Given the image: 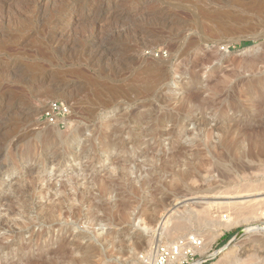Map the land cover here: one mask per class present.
Masks as SVG:
<instances>
[{"label": "rangeland", "instance_id": "obj_1", "mask_svg": "<svg viewBox=\"0 0 264 264\" xmlns=\"http://www.w3.org/2000/svg\"><path fill=\"white\" fill-rule=\"evenodd\" d=\"M157 1L67 0L54 15L52 0H0V264H143L192 234L221 250L203 264H264V202L215 204L264 196V0ZM152 62L166 75L144 95ZM51 100L64 127L41 117ZM170 212L186 227L143 229Z\"/></svg>", "mask_w": 264, "mask_h": 264}, {"label": "bare ground", "instance_id": "obj_2", "mask_svg": "<svg viewBox=\"0 0 264 264\" xmlns=\"http://www.w3.org/2000/svg\"><path fill=\"white\" fill-rule=\"evenodd\" d=\"M8 1H12V0H7V2ZM53 2H52V12H53V14L55 15L58 11H59V9H60V7H63V6H65L66 5V1L67 0H52ZM125 1H128V0H125ZM160 0H158L157 2H159ZM51 3V2H50ZM49 3V4H50ZM99 5V4H98ZM69 7V6H68ZM73 7V6H72ZM70 8V7H69ZM164 8V7H163ZM163 8H157V9H155L154 10V12H153V14L155 15L154 16V22H156V23H158V24H160L161 26H168L171 22H172V19H171V17H170V14H168V13H164L165 11H163ZM64 13V12H63ZM123 17V12H120L119 14H115V15H111V16H109L107 19H108V21H110L111 22V24H114V23H116L117 21H119L121 18ZM52 19V18H51ZM48 21V20H47ZM59 21V20H58ZM59 23V22H58ZM55 24V22H54V20H50L49 21V26L50 25H54ZM83 24V23H82ZM56 25H57V22H56ZM60 25H61V23H60ZM49 26H48V28H49ZM65 26V25H64ZM62 27H63V25H62ZM85 27V25H82L81 26V30L83 29ZM64 28H66V27H64ZM141 35H142V37L143 38H148V37H154V35L153 34H147L146 32H141L140 33ZM95 35V34H94ZM137 36H139V35H137ZM141 37V36H140ZM157 37H159V36H157ZM157 37H156V39H157ZM103 38H106V37H102V39ZM161 38L163 39V37L161 36ZM159 39V38H158ZM161 39V40H162ZM191 39H193V38H191ZM191 39H189L188 40V42H187V44L185 45L184 44V49L183 50H181L180 52H179V58L181 57V58H184L185 60H186V62L188 61V57H189V52H190V50H194V47H195V41H193V40H191ZM107 40V39H106ZM100 41H101V39H100ZM140 41V40H139ZM144 41V40H143ZM149 41V40H148ZM151 41V40H150ZM104 42H106V41H104ZM104 42H102V43H104ZM142 42V41H141ZM100 43V42H99ZM101 43V44H102ZM108 44V43H107ZM97 45V44H96ZM100 45V44H99ZM105 45V44H104ZM142 45V44H141ZM143 46V45H142ZM151 47V46H150ZM172 47H174V46H172ZM144 49H145V46H144ZM170 50H171V46H170V48H169ZM168 49V50H169ZM180 49V48H179ZM107 50V49H106ZM169 50V51H170ZM192 50V51H193ZM177 51H178V49H177ZM173 54H174V52H173ZM165 60V59H164ZM170 60V59H169ZM184 60V61H185ZM158 61V60H157ZM202 62H203V60H202ZM145 66H146V68H145V72L143 73V76H141V77H139V81L140 82H145L146 83V87H144V95H148L149 93H152L161 83H162V81H163V78H164V76L166 75H164V67L163 66H161V65H158V64H156V63H147V65L145 64ZM145 66H143V68L145 67ZM141 68V67H140ZM142 69V68H141ZM137 77V76H136ZM137 79V78H136ZM166 80V79H165ZM164 80V81H165ZM143 86V85H142ZM142 89H143V87H141ZM108 89H109V86H108ZM107 89V90H108ZM127 89V88H126ZM129 89H130V87H129ZM125 90V89H124ZM131 90V89H130ZM190 90V89H189ZM110 91H112V88L110 87ZM134 91V90H133ZM132 91V92H133ZM192 91H194V90H192ZM191 90H190V92H192ZM64 92V91H63ZM123 92H126V91H123ZM132 92H130V93H132ZM135 92V91H134ZM143 92V91H142ZM197 92V91H196ZM194 93L195 95H197V93ZM141 93V92H140ZM161 93V92H160ZM133 94V93H132ZM126 95H127V92H126ZM134 95V94H133ZM191 95V94H190ZM192 95H193V93H192ZM195 95H193V96H195ZM130 116H132V115H130ZM129 118H131V117H129ZM158 119V118H157ZM133 120V119H132ZM131 120V121H132ZM134 121H136V123L139 121V120H137V119H135ZM141 121V120H140ZM162 121V120H161ZM160 122V121H159ZM141 123V122H140ZM69 134L70 135H73V144L74 145H76V141H77V137L75 136V128L73 127V125H69ZM127 130L125 129L124 130V132H126ZM42 135L44 136V137H49L50 136V131H48V130H45V128H44V130H42ZM213 144V143H212ZM204 146V145H203ZM212 146V145H211ZM76 147V146H75ZM205 147V146H204ZM218 147H220V146H218ZM180 150V149H179ZM262 150H264V146L262 147ZM178 151V150H177ZM181 151V150H180ZM213 152V151H212ZM178 152H176L175 154H177ZM182 153V152H181ZM216 153V152H215ZM224 154L225 153H223L222 154V157H224ZM70 155V154H69ZM173 155V154H172ZM178 155V154H177ZM180 155V154H179ZM213 155V157L215 156L214 155V153L212 154ZM217 155V154H216ZM219 156H221L220 154H218ZM174 156V155H173ZM225 156H227L226 154H225ZM216 157V156H215ZM226 158V157H225ZM217 159V158H216ZM230 159V158H229ZM177 160V159H176ZM219 160V159H218ZM172 161V160H171ZM170 161V162H171ZM217 162H219V161H217ZM214 164H215V162H214ZM217 165H213V167H215V166H217V168L219 167L218 165H220V164H218V163H216ZM215 169H216V167H215ZM184 174H186V173H184ZM194 174V173H193ZM186 176V175H185ZM189 177V176H188ZM184 178L182 177V180H183ZM184 183V182H183ZM231 191V190H230ZM207 192V191H206ZM212 192H214L213 190H212ZM229 192V191H228ZM233 192V191H232ZM235 192V191H234ZM216 193V192H215ZM221 194L220 195H222L223 194V196L221 197V198H225V199H227V198H236L237 196H235L236 194L235 193H233V194H235L234 196H229L228 195V193H227V191L225 192V191H223V192H220ZM224 193H227L226 194V196L224 195ZM230 193V192H229ZM219 194V193H218ZM232 194V193H231ZM230 194V195H231ZM262 194H264V192L262 193ZM228 195V196H227ZM249 195V194H248ZM217 197V196H216ZM239 197V196H238ZM217 199H218V197H217ZM252 200V199H251ZM249 200V201H240V202H234V201H229V200H227V201H216L215 202V204H221L219 207H221L222 206V204H223V206L224 205H226V206H224V207H226V208H228V205L227 204H229V205H233L232 207L234 208V210H236L237 208H245V210H246V212H248L249 214H251V215H254V207L253 206H255L254 204H256V206H257V204H258V206H259V202H261V204H262V202H264V196L263 197H261V198H258V199H254V200ZM215 201V200H214ZM214 201H211V202H214ZM211 202H208V203H211ZM205 203H207V202H205ZM246 203V204H245ZM214 204V203H213ZM214 204V205H215ZM242 204H245L244 206H242ZM204 205H206V204H204ZM217 205H215L216 206V208H218V206ZM264 205V204H263ZM210 206V208L208 209V211H205V209H204V212L206 213L207 212V214H208V212H209V210H211V207H212V204H210L209 205ZM256 206H255V208H256ZM207 207H208V205H207ZM231 207V206H230ZM204 208V207H203ZM212 208H214V207H212ZM257 208H259V207H257ZM264 208V207H263ZM262 208V209H263ZM223 209V208H222ZM231 211L233 210L232 208H229ZM170 210V209H169ZM206 210H207V208H206ZM218 210V209H217ZM233 210V211H234ZM216 211V210H215ZM219 211V210H218ZM227 211V210H226ZM232 211V212H233ZM262 211V210H261ZM211 212V211H210ZM252 212H254L253 214H252ZM263 212V211H262ZM214 213V212H213ZM217 213V212H216ZM231 213V212H230ZM247 213V214H248ZM170 214H171V212L169 213V215H163V216H160V217H158L157 218V220H156V223H155V225H153L152 227H145L144 226V230L145 231H149V229L150 230H153V232L155 231V232H160V234H162V235H164V236H173L174 234H176L178 231H180V230H182L183 228H184V224L182 223V221L180 222V220H179V222H175V221H173V222H175V223H173V224H169V216H170ZM209 214H212V212L211 213H209ZM232 214V213H231ZM230 214V215H231ZM259 214V213H258ZM214 215V214H213ZM229 215V214H228ZM231 217V216H230ZM232 217H233V215H232ZM231 217V218H232ZM230 218V219H231ZM227 219V218H226ZM225 220V219H224ZM228 220H229V218H228ZM232 220H233V218H232ZM224 222V221H223ZM226 222V221H225ZM170 223H171V221H170ZM250 226H252V225H250ZM256 228L257 229H259V231H262V232H264V221H259L256 225ZM255 226L252 228L251 227V229H254V230H256L255 229ZM186 227V226H185ZM247 230H250V228L248 229L247 228ZM180 233V232H179ZM155 238H156V236H155ZM159 239V238H158ZM157 238L155 239V241L157 242V241H159ZM152 240H154V239H152ZM221 250H218L217 252H214V253H212V255H210V256H212V257H214V256H216V254H218L219 252H220ZM232 255H231V252L229 253H227V255H226V259H230V257H231Z\"/></svg>", "mask_w": 264, "mask_h": 264}, {"label": "built area", "instance_id": "obj_3", "mask_svg": "<svg viewBox=\"0 0 264 264\" xmlns=\"http://www.w3.org/2000/svg\"><path fill=\"white\" fill-rule=\"evenodd\" d=\"M68 114L69 108L65 104L51 100L43 107L41 117L47 124L64 127L68 122ZM203 247L202 238L192 234L171 243H157L141 253L139 259L143 264H203L214 258L210 257L211 254L207 256L201 253Z\"/></svg>", "mask_w": 264, "mask_h": 264}, {"label": "trees", "instance_id": "obj_4", "mask_svg": "<svg viewBox=\"0 0 264 264\" xmlns=\"http://www.w3.org/2000/svg\"><path fill=\"white\" fill-rule=\"evenodd\" d=\"M252 44V42H243V43H241V45L240 46H249V45H251Z\"/></svg>", "mask_w": 264, "mask_h": 264}]
</instances>
